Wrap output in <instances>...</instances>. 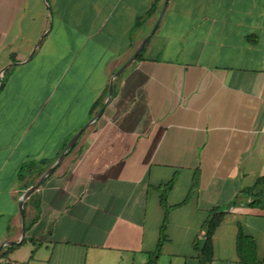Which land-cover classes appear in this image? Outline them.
<instances>
[{
  "label": "crops",
  "instance_id": "crops-1",
  "mask_svg": "<svg viewBox=\"0 0 264 264\" xmlns=\"http://www.w3.org/2000/svg\"><path fill=\"white\" fill-rule=\"evenodd\" d=\"M164 1L0 0V264H264V0H169L22 237Z\"/></svg>",
  "mask_w": 264,
  "mask_h": 264
},
{
  "label": "water",
  "instance_id": "water-1",
  "mask_svg": "<svg viewBox=\"0 0 264 264\" xmlns=\"http://www.w3.org/2000/svg\"><path fill=\"white\" fill-rule=\"evenodd\" d=\"M169 0H165L164 4L162 6L161 12L156 20V23L154 25V27L152 28V30L149 32V34L142 40V42L139 44V46L137 47V49L135 50V52L132 54V56L114 73L111 82H110V86H109V94L108 97L104 103V105L100 108V110L97 112V114L91 118L82 128H80L78 130V132H76L74 134V136L70 139V141L68 142V144L66 145V147L63 149L62 153L60 154L59 158L56 160V162L46 171L43 173V175H41V177L38 179V181L31 186L30 188H28L22 195L21 199H20V203H19V209H20V215L22 217V237L25 236V231H26V226H25V201L27 200V198L35 191L39 188V186L46 180V178L52 174L56 168L61 164V162L64 160L68 150L72 147H74L79 139V137L82 135V133L84 132V130L93 122L95 121L97 118H100L103 114L104 111L113 95V81L114 79L124 70L126 69L127 66H129L139 55V53L142 51V49L144 48L145 44L147 43V41L149 40V38L151 37V35L154 33L155 29L158 27V25L160 24V21L162 20V17L166 11L167 5H168ZM33 55V53H31L29 55V58H31ZM5 70V68L1 71V73H3ZM13 242H7L6 244H11ZM4 244H2L0 246V250L3 248Z\"/></svg>",
  "mask_w": 264,
  "mask_h": 264
},
{
  "label": "trees",
  "instance_id": "trees-1",
  "mask_svg": "<svg viewBox=\"0 0 264 264\" xmlns=\"http://www.w3.org/2000/svg\"><path fill=\"white\" fill-rule=\"evenodd\" d=\"M147 44V43H146ZM146 44L144 46V48L142 49V51L139 53V55L137 56V59H139L146 47ZM5 84V75L4 77L1 79L0 81V89L3 88ZM114 87H115V83H114ZM73 149V148H72ZM38 165L35 162H28L25 163L24 165L21 166L20 171H19V178L20 180H26L28 177L32 176V174L34 175L31 179V181L29 183H27L26 187L30 188L32 185L35 184V182L37 181V179L43 175V173L46 171V166H43L41 169H37ZM26 206L27 203L25 204V210H26ZM222 216H223V212H218L215 213L211 219L209 220V225H208V232H207V239L205 242V246L203 248V256L208 260H211L213 257V234L215 229L217 228V226L219 225V223L222 220ZM29 227V223H26V228ZM25 240V239H24ZM23 240V242H24ZM10 246L9 248L14 247ZM238 248L240 251V254L242 256L243 260H248L251 261L252 264H256L253 260H255V256H256V244L255 241L251 238H249L248 236L241 234L238 237ZM4 254V251L0 252V257Z\"/></svg>",
  "mask_w": 264,
  "mask_h": 264
},
{
  "label": "rangeland",
  "instance_id": "rangeland-1",
  "mask_svg": "<svg viewBox=\"0 0 264 264\" xmlns=\"http://www.w3.org/2000/svg\"><path fill=\"white\" fill-rule=\"evenodd\" d=\"M83 127V126H82Z\"/></svg>",
  "mask_w": 264,
  "mask_h": 264
}]
</instances>
